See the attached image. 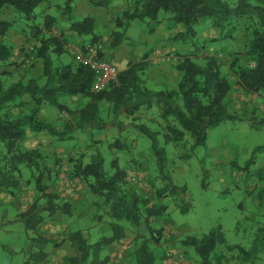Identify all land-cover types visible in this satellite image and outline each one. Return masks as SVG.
<instances>
[{"label": "trees", "instance_id": "1", "mask_svg": "<svg viewBox=\"0 0 264 264\" xmlns=\"http://www.w3.org/2000/svg\"><path fill=\"white\" fill-rule=\"evenodd\" d=\"M50 1L0 0V9L12 8L25 22L19 20L18 16V20H0V62H11L14 53L6 38L21 22V34L30 41L35 39L40 42L39 47H33L31 56L42 62L45 79L44 84L29 79L26 83L20 81L6 88L0 77V190L17 197L22 188L24 169H29L31 173L26 184L34 185L38 198L29 211L22 213L21 218L28 231L36 234L39 226L56 214L72 216L70 203L59 193L50 192L61 169L67 165L70 176L80 180L88 189V199L101 213L99 220L107 217L112 229L110 236L93 244L84 237L82 231L70 233L66 240L76 254L69 258L68 263L107 264L108 258L102 259L103 249L125 240L129 229L139 233V229L146 224L152 236L151 241H143L139 236V248L134 254L139 264H155L150 246L158 241L150 222L161 217L167 207L154 206L146 195L139 194L135 183L122 167L120 157H113L107 163L101 147L107 144L113 155L127 152L130 150L128 140L135 134L134 131L141 133L150 139L157 164L164 172L166 151L161 146L160 138L166 144L174 143L178 147H186L189 138L192 150L205 145L211 128L226 118H234L226 102L234 88L232 75L236 78L235 83L246 94L259 95L264 91V0H87L96 8L110 7L116 1L125 3L123 14L114 19V52L122 46L130 24L137 20L155 23L170 21L180 28L176 41L194 48L191 54L182 56L183 59L176 64L180 80L174 88L150 89L145 78L146 67L141 62L130 64L127 70L120 72L117 83L98 94L92 91L95 76L89 67L82 64L55 66L53 57L59 58L68 52L62 35H50L55 19L48 16L41 20L37 13L43 3ZM64 1L65 12L71 14L75 0ZM162 14L166 17L161 18ZM207 24L218 35L211 41L213 43L223 40L225 30L235 25L243 24L249 35L243 52L245 60L238 56L240 53H236L230 61L228 76L221 71L220 59L199 54L203 48L197 43V27ZM70 30L79 35L91 36V43L101 41L91 17L73 21ZM197 60H203L204 64H199ZM8 74L0 71V76ZM65 95L83 96L89 98L91 103L82 109L73 110L58 101L60 96ZM27 97L29 100H26ZM102 101L112 105V109L103 111L100 107ZM30 103H34L35 107L28 108ZM44 104L54 106L69 116L74 115L80 132L90 126V135L95 141L85 144L83 152H76L79 145L76 136L72 135V124L60 130L52 122L40 119V108ZM16 108L19 112H15ZM128 119L131 120L130 124L126 123ZM126 124L131 126V130ZM113 127L119 128L120 133L112 142L100 138L101 132ZM29 130L35 134L47 133L59 141H74L75 153L66 157V160L55 158L54 164H50L49 157L44 155L41 148H26ZM163 178L169 180L166 175ZM155 183L152 181L151 185L161 200L178 190V187L169 185L157 187ZM181 191L186 193V188ZM181 211L189 212V206L185 204ZM32 241L41 246L36 251L32 250L25 264H43L47 259L46 247L50 241L44 236ZM184 244L196 248L202 264H251L264 251V226L258 230L250 249L228 245L220 228L201 238L190 237ZM219 244L230 252L238 251V254L227 258L219 252V256L216 252ZM214 255L217 256L215 259Z\"/></svg>", "mask_w": 264, "mask_h": 264}, {"label": "rangeland", "instance_id": "2", "mask_svg": "<svg viewBox=\"0 0 264 264\" xmlns=\"http://www.w3.org/2000/svg\"><path fill=\"white\" fill-rule=\"evenodd\" d=\"M6 13L10 15L9 12L6 11L5 15ZM0 16H2L1 11ZM17 16L25 23L23 17L21 19L20 15ZM164 17L166 15L162 14L161 18ZM18 19L16 17V20ZM23 23L18 22L17 33L25 38L26 36L21 34ZM197 28L199 30L197 43L204 49L199 51V54L216 56L220 59L219 66L224 75L228 76L230 61L236 53H240L238 56L245 60L243 52L249 35L243 24L228 27L225 30V38L214 43L211 41L218 35L209 24ZM145 29H147L146 21L137 20L133 22L129 35L137 39L140 32ZM28 45L26 52L13 55L11 62L17 63L16 65H11V62L7 64L0 62V71L10 73L0 76L6 88L27 77L29 67L34 60L31 56L33 50H30L34 46ZM12 49L15 51L13 47ZM67 52L73 55L69 50ZM24 57L30 58L29 62H26ZM54 57L57 66L64 64V61H71V57L67 54L61 55L60 59ZM197 62L204 64L203 60ZM235 79L232 75L234 88L226 99L229 112L234 118H226L218 126L211 128L205 145L192 150L189 138L186 147H178L174 143L166 144L163 138H160L161 146L166 151L164 172L157 164L150 139L141 133L134 131L136 140H133V145L127 152L113 155L107 144L101 147L107 163L118 156L122 164L133 166L135 163L130 159L136 157L137 164L129 173L135 187L138 186L137 183H142V189L145 190V195L151 200L152 205L167 207L161 217L150 222L158 241L150 246L155 256V264H202L196 248L184 244V241L190 237L201 238L219 228L224 233L228 245L250 249L258 235V230L264 226V91L255 98L250 97V94L243 93L244 91L235 83ZM69 97L60 96L58 101L64 104L63 101H67ZM244 103H248V107H245ZM32 105L30 103L27 107L30 108ZM48 109V112H59L51 105ZM15 112H19V109L16 108ZM126 123L130 124L131 120L128 119ZM151 127L155 128V126ZM90 134L88 129L74 133L79 145L76 152H83L85 144L95 141ZM74 144L73 142L66 145L71 148ZM50 161V164H54L52 159ZM146 169L148 172H144ZM30 173L29 169H24V180L17 197H11L5 190H2L4 193H0V264H25L32 250L36 251L40 248V244L32 241L39 236L51 238V244L52 241L59 243L67 236L69 229L76 232L82 228L86 230L90 243H97L112 234L107 217L95 221L82 218L77 222L75 218L66 217L61 213L39 226L36 234L28 231L21 215L29 211L38 198L34 185L26 184ZM164 175L168 176L169 180H165ZM152 181L156 182L157 187L169 185L178 187V190L173 195L169 193L161 200L156 196L155 189L151 185ZM182 188H186V193L181 191ZM57 189V185H52L50 192ZM90 204L94 206L91 201ZM185 204L189 206V212L182 213L181 207ZM79 211L84 210L81 208ZM148 230L149 227L144 224L139 233L132 230L131 233L148 242L152 237ZM143 233L146 234L143 236ZM66 238L64 242L69 243ZM217 248L216 252L219 256V252L227 258L238 254V251L230 252L222 244ZM107 254L108 248H104L102 259ZM216 257L214 255V259ZM129 264H139L135 254ZM251 264H264V251L259 253V258Z\"/></svg>", "mask_w": 264, "mask_h": 264}, {"label": "crops", "instance_id": "3", "mask_svg": "<svg viewBox=\"0 0 264 264\" xmlns=\"http://www.w3.org/2000/svg\"><path fill=\"white\" fill-rule=\"evenodd\" d=\"M64 8V0H51L50 3H43L37 10V13L38 15H40L41 20L48 16L55 19L56 22L54 24V28L51 34H49L57 37L58 34H60V36L62 35L64 40L66 41L65 46L71 45L72 47H83L84 45L92 42L91 36L79 35L70 30L73 21H82L86 17H91L95 21V32L98 36L101 37L100 42H102L104 46V57L111 64L116 66L120 72L127 70L130 64L142 62L146 67L145 78L147 86L150 89L157 91L174 88L178 85L180 74L177 70L176 64L179 62V60L183 59L182 56L191 54L192 51H194V48H191L189 46L186 47L179 41H176V36L178 35L180 29L178 26L167 20H164L160 23L146 21L147 29L141 31L138 38L134 39L129 35L132 24L133 22H135L133 21L130 24L122 46L114 52L112 51V33L116 28L114 19L120 17L125 10L126 5L123 1H116L110 7L96 8L92 6L87 0H75L72 4L71 14H67ZM0 11L2 13V16H0V20H12L14 18L16 19L17 17L12 8H3L0 9ZM6 11L10 13V15L6 13V15L9 16L5 15ZM6 39L8 45L14 48V54H18V52L23 54V52H26V48H28L29 46L28 44H31L34 47L40 46L39 41L35 39H32L30 41L27 39V37L24 38L22 37V35H19L17 33V28L11 30L8 33ZM30 50H33V47H31ZM65 50L67 49L65 48ZM203 50L204 49H202L201 51ZM65 54L71 57V61H64L65 63L62 65H78V62L74 55H71L70 53ZM53 58L55 59V57ZM58 59H60V57ZM28 60H30V58L25 59L26 62H29ZM43 73L44 71L42 62L34 59L27 72V77L22 79L21 81L26 83L29 79H36L41 84H44L45 79ZM16 83H18V81ZM243 93L246 94L245 92ZM255 96L257 95L250 94V97L255 98ZM27 98L26 100H29V98ZM63 103L69 106L71 109L76 110L86 107L91 103V101L89 98L76 96L69 97V99L67 101H63ZM32 104L33 103H31V105ZM247 104L244 103L245 107H248ZM32 107H35V104L30 106V108ZM48 107V104H44L41 106L39 113L40 119L52 122L60 130H64L67 124L70 123L72 124V127L70 128L72 130V133L79 132V126L76 121H74L76 119L74 115L69 116L66 112L60 111L58 113L48 112ZM100 107L103 111H110L112 109V105H110L106 101H102ZM126 126L129 130H131L130 125L126 124ZM87 129L89 130L90 126L84 127V131ZM119 130V128L113 127L110 128L107 132H101V139L112 142L114 140V137H117V135L120 133ZM72 135L74 136V134ZM133 140H135V135H133L128 140V145L130 146V148L133 145ZM73 142L71 140L59 141L56 138H52L47 133L35 134L29 130L26 146L28 147V149L41 148L44 155L49 157V159L54 160L55 158H59L62 160H66V157H68L72 153H75L73 152V145L71 146V148L66 145L67 143L72 144ZM130 160L133 161L132 163H135L134 165L137 164L138 159H136V157H132ZM120 162H122V160H120ZM122 165L121 166L128 173V177L130 179L129 173L134 168V165H126V163ZM68 168L69 166L66 165V167L64 166L61 169L58 180L54 184L57 185L58 189L56 191H52L51 193H59L66 202L70 203L72 213L71 217L75 218L77 222L82 218L92 221L99 220L101 213L99 209L91 206L90 199H88V189L80 180L74 179L70 176V174L68 173L69 171L67 170ZM147 170L148 169H146L144 172H146ZM132 175L133 174L131 173V176ZM146 175L148 177L150 176L149 174ZM142 177L146 179L144 175H142ZM70 183H74L75 186L72 187ZM146 183L148 182L146 181ZM137 184L138 186L136 187V191L141 195H145V190L142 189L143 184L140 182ZM146 186L148 187V184H146ZM0 193H4V191H2L1 189ZM81 208L82 210H84L83 212L79 211V209ZM78 231H82L84 237L90 242L89 238L86 235V230H83L81 228ZM68 233H72V231H70L69 229L66 233L67 236L64 235L65 237H63L59 243L52 241V244L50 243L51 246L46 247L47 259L43 262V264H69V258L73 257L76 252L74 248H71V245L69 243L64 242V238L68 237L69 235ZM132 234L133 233H131V230L129 229L127 231V238L125 240L108 247V254L106 256V258H108V263L129 264L135 251L139 248L137 240L138 237L136 235L133 236ZM134 237L135 239H133ZM46 238L51 242V238L47 236Z\"/></svg>", "mask_w": 264, "mask_h": 264}, {"label": "built area", "instance_id": "4", "mask_svg": "<svg viewBox=\"0 0 264 264\" xmlns=\"http://www.w3.org/2000/svg\"><path fill=\"white\" fill-rule=\"evenodd\" d=\"M65 48L74 55L78 64L89 67L94 73L95 78L92 86L94 93H101L108 89L111 84L118 82L120 71L103 57L104 46L102 42L89 43L84 47L68 45ZM70 185L75 186L74 183H70Z\"/></svg>", "mask_w": 264, "mask_h": 264}]
</instances>
